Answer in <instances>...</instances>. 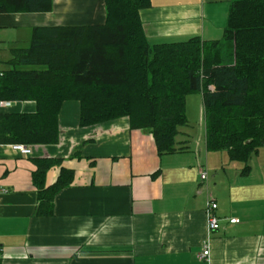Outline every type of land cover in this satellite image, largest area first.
I'll return each instance as SVG.
<instances>
[{
	"label": "crops",
	"instance_id": "0c3cea01",
	"mask_svg": "<svg viewBox=\"0 0 264 264\" xmlns=\"http://www.w3.org/2000/svg\"><path fill=\"white\" fill-rule=\"evenodd\" d=\"M238 1L246 0H151L140 17L151 46L194 37L220 42ZM105 20L104 0H54L51 13L0 14V71L12 50L30 46L36 27ZM198 94L200 134L183 133L177 138L183 150L174 154L160 156L152 134L132 130L128 119L81 127L78 101L61 107L57 144L35 146L27 157L0 145V264H264V148L247 175L227 152H209ZM36 108L11 102L0 113ZM36 160L60 162L46 173V188L62 169L74 173L50 215L38 200ZM208 195L218 204L221 229L214 232L207 229ZM206 243L209 259L201 258Z\"/></svg>",
	"mask_w": 264,
	"mask_h": 264
},
{
	"label": "trees",
	"instance_id": "16d2710c",
	"mask_svg": "<svg viewBox=\"0 0 264 264\" xmlns=\"http://www.w3.org/2000/svg\"><path fill=\"white\" fill-rule=\"evenodd\" d=\"M104 1V24L36 27L28 48L12 50L9 68L0 71V102L37 108L0 113V145L57 144L61 107L78 101L81 127L128 119L132 130L152 134L160 156L174 154L183 150L177 138L188 126L187 99L200 93L207 150L227 152L245 164L247 175L251 158L264 148V0L233 3L220 42L194 37L154 46L140 17L151 0ZM53 9L54 0H0V14ZM57 163L36 160L34 183L48 215L74 179L62 169L46 188V173Z\"/></svg>",
	"mask_w": 264,
	"mask_h": 264
},
{
	"label": "built area",
	"instance_id": "2783aa9c",
	"mask_svg": "<svg viewBox=\"0 0 264 264\" xmlns=\"http://www.w3.org/2000/svg\"><path fill=\"white\" fill-rule=\"evenodd\" d=\"M11 105V102H0V108L8 107ZM12 149L18 153H20L23 156H31L32 155V148L29 146H26L24 144H14L11 146ZM201 180L202 182H205L208 179V174L205 170L201 171ZM218 210V204L217 202L211 197V195H208L205 215L207 220V229L209 232H214L221 229V224L219 218L216 216V211ZM231 224L237 223V219L232 218L229 220ZM210 253H209V245L206 243L204 245V253L202 254L201 258L209 259Z\"/></svg>",
	"mask_w": 264,
	"mask_h": 264
},
{
	"label": "rangeland",
	"instance_id": "374dc122",
	"mask_svg": "<svg viewBox=\"0 0 264 264\" xmlns=\"http://www.w3.org/2000/svg\"><path fill=\"white\" fill-rule=\"evenodd\" d=\"M22 42H23L22 44H25L24 41H22ZM1 68H3V67H1ZM200 99H201V97L199 96L198 93H195V94H192L191 96H189L188 108H189V110L192 109L191 111H189V115H188V116H190V121L188 123V126L181 129V135L178 137V141L183 136L182 135L183 133H188L190 136H193V135L196 137L199 136L201 127L195 122V120L198 119V117L197 116L194 117V115L198 113L197 107L199 106V104L201 102ZM189 141L191 142V144L193 143L190 140V138H189ZM190 146H192V145H190Z\"/></svg>",
	"mask_w": 264,
	"mask_h": 264
}]
</instances>
